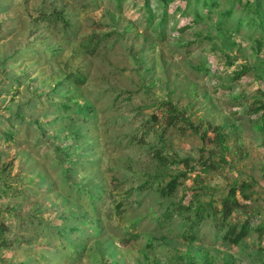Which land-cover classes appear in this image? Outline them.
<instances>
[{"label":"rangeland","instance_id":"374dc122","mask_svg":"<svg viewBox=\"0 0 264 264\" xmlns=\"http://www.w3.org/2000/svg\"><path fill=\"white\" fill-rule=\"evenodd\" d=\"M145 1L0 0V228L11 244L0 264H264L253 113L264 30L244 9L254 0H218L210 14L194 0ZM233 187L245 208L224 221ZM192 203L212 204L208 219L177 212ZM245 222L240 245L224 240Z\"/></svg>","mask_w":264,"mask_h":264},{"label":"trees","instance_id":"16d2710c","mask_svg":"<svg viewBox=\"0 0 264 264\" xmlns=\"http://www.w3.org/2000/svg\"><path fill=\"white\" fill-rule=\"evenodd\" d=\"M161 1L164 4H166L169 0H161ZM194 1L197 4L201 3L202 5H204V7L207 9L209 14L212 13L214 8H217V7L220 8V4L218 3V0H194ZM235 1H237V0H235ZM145 2L147 3V1H145ZM244 9H245V13L248 15V17H250L251 15L253 16L252 18H248L249 24L250 25L256 24L258 26V29L264 30V18L262 16V13H263L262 10L264 9V0H254L252 3H248ZM195 12H196L195 17H196V20L198 21L200 19V13L198 11H195ZM186 14L187 13L184 12L183 16L186 17ZM234 14L235 13H234V10L232 8L229 11H224L223 14L221 15L222 20L223 19H230L233 17ZM165 22H166V20H163V22H161V24L158 25V27H159L158 29L160 31L158 35L160 37L164 33V29H162V28L165 26L164 25ZM238 26L240 27V24H238ZM75 82L81 83L82 78H76L75 77ZM167 105L170 108L171 114L178 111L177 108H175L172 105V103H167ZM253 113L257 114V115L261 114V119L264 123V104H260L259 106H257L253 110ZM182 117H184V116H182ZM182 119H184V118H182ZM185 121H187V124H190V120H185ZM168 123L171 125L173 123V121L171 120ZM190 125L192 126V124H190ZM213 131H216V136H215L213 143L224 145V142H225V139L227 136L221 132L220 128H215ZM202 135H203L204 140L208 139V137H207L208 128H205L203 130ZM10 137H13V134H11ZM179 186H180L179 178H178V176H174L171 179V181L166 185V187L161 190V192L165 196H172L177 191ZM247 188H248V186L243 184L239 190L240 193L242 192L244 195H246ZM245 198L248 199V196H245ZM197 205L198 206H194L192 203L187 208L177 207V212H180V211L182 212L183 210L193 209V210H195V213H196L195 217H196L197 223L200 221H203L205 219H208V217L204 218L203 213L205 212V208L210 209L212 204H210L208 206H205L203 203L197 204ZM240 208H245V206L237 199V188L233 187L231 189V191L229 192V194L227 195V197L225 199H223V201L221 203V210L219 212V216L224 221H227L231 218L234 211H236L237 209H240ZM165 215L167 216V214H165ZM172 215L173 214H170L169 217L171 218ZM208 216H211L215 221L217 220V217L215 216V214L212 211L209 212ZM197 223L194 220L191 228L192 229L195 228ZM227 229L228 230H227L226 234L224 235V240L231 243L232 245H235V246L240 245L248 237V235L251 231L249 222H245L244 225H242L239 230H238V227L235 225H230V226H228ZM5 231H6V228H4V227L0 228V247H2V248H8L11 246V244L4 238ZM255 232L258 234L259 238H261V239L264 238V219L258 224V226H256ZM190 238H191L190 239L191 242H194L197 239L195 236L194 237L190 236ZM185 239H187V236L185 237Z\"/></svg>","mask_w":264,"mask_h":264}]
</instances>
